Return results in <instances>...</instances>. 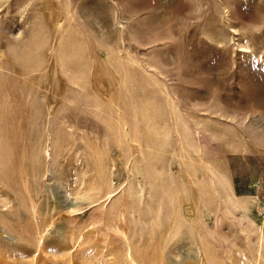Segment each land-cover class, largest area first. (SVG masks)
Listing matches in <instances>:
<instances>
[{
  "label": "rangeland",
  "instance_id": "obj_1",
  "mask_svg": "<svg viewBox=\"0 0 264 264\" xmlns=\"http://www.w3.org/2000/svg\"><path fill=\"white\" fill-rule=\"evenodd\" d=\"M0 264H264V0H0Z\"/></svg>",
  "mask_w": 264,
  "mask_h": 264
}]
</instances>
